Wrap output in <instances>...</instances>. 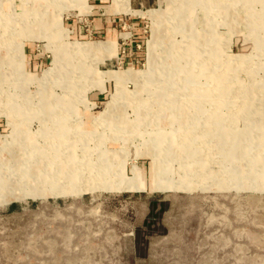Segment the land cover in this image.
Listing matches in <instances>:
<instances>
[{"label":"rangeland","instance_id":"obj_1","mask_svg":"<svg viewBox=\"0 0 264 264\" xmlns=\"http://www.w3.org/2000/svg\"><path fill=\"white\" fill-rule=\"evenodd\" d=\"M114 1L139 63L87 0H0V264H264V0Z\"/></svg>","mask_w":264,"mask_h":264},{"label":"crops","instance_id":"obj_2","mask_svg":"<svg viewBox=\"0 0 264 264\" xmlns=\"http://www.w3.org/2000/svg\"><path fill=\"white\" fill-rule=\"evenodd\" d=\"M72 3V0H63V2ZM159 0H129V6L131 10L147 11L153 9ZM90 5L88 9H74L73 11L78 14L75 15V19L72 20L70 27L72 30L70 34H75L78 39L81 40H100L98 42H111L118 46V56L121 51L122 44L120 43L122 36L125 35L122 31L128 27L131 29L129 33L130 37H134L135 40H131L129 44L130 61L139 63L142 60V53L139 48L145 41L143 39L144 28L146 22L141 18L143 16L132 13H122L118 11V7L115 5L114 0H87ZM112 8L114 10H112ZM156 9V8H154ZM83 12L84 14H82ZM137 15L136 17H131ZM81 17V18H80ZM82 20L85 24H82ZM127 35V34H126ZM89 42V43H98ZM137 43V44H135ZM135 56V57H132ZM49 56L40 51V46L35 44H26L25 46V61L27 67H30L32 72L45 71Z\"/></svg>","mask_w":264,"mask_h":264},{"label":"bare ground","instance_id":"obj_3","mask_svg":"<svg viewBox=\"0 0 264 264\" xmlns=\"http://www.w3.org/2000/svg\"><path fill=\"white\" fill-rule=\"evenodd\" d=\"M200 1V0H199ZM253 3V2H252ZM204 4V3H203ZM208 8V7H207ZM226 9V8H225ZM161 19V18H160ZM208 23V22H207ZM208 25V24H207ZM210 27H212V26H210ZM214 27V26H213ZM190 31V30H189ZM203 37V36H202ZM206 39V38H205ZM215 40V39H214ZM218 40V39H217ZM168 48V47H167ZM171 53V52H170ZM2 55V54H1ZM217 55V54H216ZM220 62V61H219ZM172 63V62H171ZM215 65V64H214ZM167 66V65H166ZM176 69V68H175ZM157 70V69H156ZM181 71H183V70H181ZM159 72V71H158ZM184 72H181V74H183ZM188 73V72H187ZM230 73V72H229ZM175 76V75H174ZM227 76V75H226ZM131 79H133L134 80V76L133 75H130L129 76ZM146 77V76H145ZM211 80V79H210ZM175 83V82H174ZM178 85V84H177ZM176 85V86H177ZM203 93V92H202ZM199 94V93H198ZM197 94V95H198ZM202 95V94H201ZM203 96V95H202ZM230 103V102H229ZM18 105V104H17ZM47 111V110H46ZM218 113V112H217ZM41 114V113H40ZM217 116H219V115H217ZM219 120V119H218ZM202 121V120H201ZM219 122V121H218ZM248 129V128H247ZM215 130V128L213 127L212 128V131H214ZM246 130V129H245ZM20 133V132H19ZM18 133V134H19ZM15 134V133H14ZM241 136V135H240ZM238 139V138H237ZM236 139V140H237ZM27 142V141H26ZM227 143V142H226ZM16 146V145H15ZM17 147V146H16ZM19 149V148H18ZM187 149V148H186ZM12 150V149H11ZM185 150V149H184ZM235 150H236V148H235ZM235 150H234V152H235ZM193 151V150H192ZM13 152V151H12ZM223 152V151H222ZM237 152V151H236ZM16 153V152H15ZM237 154V153H236ZM241 154V153H240ZM23 155V154H22ZM243 155H244V153H243ZM234 156V155H233ZM241 156V155H240ZM242 158V157H241ZM12 164V163H11ZM37 164V163H36ZM35 164V165H36ZM10 165V164H9ZM34 165V166H35ZM38 165V164H37ZM8 166V165H7ZM23 166V165H22ZM67 166V165H66ZM0 168H1V166H0ZM5 168V167H4ZM28 169V168H27ZM2 170V169H1ZM0 170V189H1V187H4V186H6L7 187V183H8V181L9 180H7V178H10V176H11V173H10V175L9 174H5L3 171H1ZM21 170V169H20ZM201 171V170H200ZM230 173V172H229ZM34 175V174H33ZM70 175V174H69ZM72 176V175H71ZM74 178H76V177H74ZM31 179V178H30ZM33 179V178H32ZM96 179V178H95ZM32 181V180H31ZM35 191V190H34ZM10 194V193H9Z\"/></svg>","mask_w":264,"mask_h":264}]
</instances>
